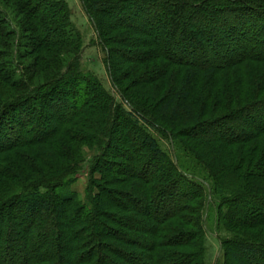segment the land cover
Masks as SVG:
<instances>
[{
	"label": "trees",
	"instance_id": "trees-1",
	"mask_svg": "<svg viewBox=\"0 0 264 264\" xmlns=\"http://www.w3.org/2000/svg\"><path fill=\"white\" fill-rule=\"evenodd\" d=\"M80 2L116 97L66 0H0V264H264V0Z\"/></svg>",
	"mask_w": 264,
	"mask_h": 264
},
{
	"label": "rangeland",
	"instance_id": "rangeland-1",
	"mask_svg": "<svg viewBox=\"0 0 264 264\" xmlns=\"http://www.w3.org/2000/svg\"><path fill=\"white\" fill-rule=\"evenodd\" d=\"M66 2L72 11V22L81 33L84 42L82 54V70L86 74H93L94 76H96L102 82L106 90H108V92L116 97L104 62L105 52L97 44L95 30L89 18L87 17L80 0H66ZM150 134L157 139L163 151L169 154L170 147L168 140L164 139L163 136H161L156 131H150ZM92 154V152L86 150V160H89ZM87 170V163H84L83 172L80 174V178L71 187V191L76 193L82 200L84 199L85 188L89 180L88 174H86ZM214 236L215 234H212V236H208V245L210 247L209 254L211 255L213 253L211 258L214 257V259H212V264H214L215 260L218 257V253H216L218 247Z\"/></svg>",
	"mask_w": 264,
	"mask_h": 264
}]
</instances>
